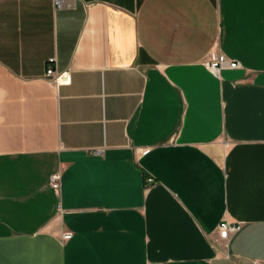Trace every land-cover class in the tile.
Wrapping results in <instances>:
<instances>
[{"label": "crops", "instance_id": "obj_1", "mask_svg": "<svg viewBox=\"0 0 264 264\" xmlns=\"http://www.w3.org/2000/svg\"><path fill=\"white\" fill-rule=\"evenodd\" d=\"M258 263L264 0H0V264Z\"/></svg>", "mask_w": 264, "mask_h": 264}, {"label": "built area", "instance_id": "obj_2", "mask_svg": "<svg viewBox=\"0 0 264 264\" xmlns=\"http://www.w3.org/2000/svg\"><path fill=\"white\" fill-rule=\"evenodd\" d=\"M56 4L59 3V0H55ZM55 63H57V57H53L50 59V62L48 63L47 67V77L56 79L58 80L60 78V72L56 70ZM229 65L232 68H238L241 66V63L236 62V61H226L225 59L222 58V56L218 55H213V58L206 62V65L213 70V72L217 75L220 74V71L223 69L224 66ZM62 170H58L54 173L51 174L50 178V185L52 188L62 191ZM149 181L153 182V179L150 178ZM59 208L61 207L58 206ZM242 223L238 224H233L230 223L229 221H225L221 224L219 227V232H220V238L221 240L225 241L226 246L228 245V242L232 239V236L241 228ZM73 237V231L71 230H66L63 232L62 239L65 241L70 240ZM260 264V263H258Z\"/></svg>", "mask_w": 264, "mask_h": 264}]
</instances>
